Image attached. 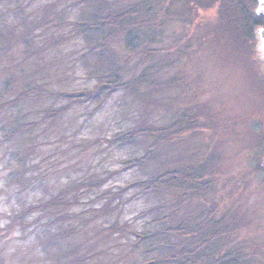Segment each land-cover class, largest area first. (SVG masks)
I'll list each match as a JSON object with an SVG mask.
<instances>
[{"label":"rangeland","instance_id":"374dc122","mask_svg":"<svg viewBox=\"0 0 264 264\" xmlns=\"http://www.w3.org/2000/svg\"><path fill=\"white\" fill-rule=\"evenodd\" d=\"M193 1L0 0V264H145L186 214L264 264V82L232 10Z\"/></svg>","mask_w":264,"mask_h":264},{"label":"trees","instance_id":"16d2710c","mask_svg":"<svg viewBox=\"0 0 264 264\" xmlns=\"http://www.w3.org/2000/svg\"><path fill=\"white\" fill-rule=\"evenodd\" d=\"M90 4V2H89ZM118 10V9H116ZM130 10V9H128ZM117 17L122 16V15H125V10L123 9L122 12H119L118 11H115L113 12ZM132 13H135V12H132ZM110 15V14H109ZM223 16V14H222ZM228 20H226L227 22L230 21L231 19V15L227 18ZM226 28V31L227 33H231L232 31L235 32L234 28L231 26V25H228L225 27ZM243 28V34L245 33V30H246V27L245 26H242ZM106 29V28H104ZM101 34H102V37L105 38V39H108L109 37L113 36L112 34L114 33H109L108 30H103V29H99ZM105 31V33H104ZM112 31V30H111ZM104 39V40H105ZM118 82H119V79H118ZM172 124H176L175 122H173ZM150 157V155H149ZM148 157V159H149ZM148 159H144L143 157V160H141L140 162L142 163L143 161L145 162V160H148ZM207 164V162H206ZM205 166V165H203ZM164 167V166H162ZM165 169V168H164ZM163 174V173H162ZM162 174H158V175H153L152 177L149 178V182L143 187L144 190L147 192V191H150V189H154V188H157V190H159L161 193L163 194H168V192H170L172 189L175 188V186H177L178 184L175 183L173 185V181H171V178L173 177V175L169 172H166L164 174V176H162ZM171 174V175H170ZM155 176V177H154ZM162 176V177H161ZM155 181V183H154ZM185 188V185L181 184L179 185V188L180 190H182L181 188ZM184 189V190H185ZM179 192V191H178ZM185 193V191H183ZM182 192V193H183ZM181 192L180 193H176L177 195L175 196V198H178L181 196L182 194ZM156 210V209H153V211ZM169 214H171L169 212ZM192 214L190 215H184L182 216V218L179 219V222L176 223V230H163L164 227L163 224H168V223H171L175 218L172 219V217H169L168 215L166 216H159L157 217V220H155L156 222H159L160 223V227L161 229L160 230H152V231H149V232H145L142 234V240L141 242L142 243H148V244H145V246H147V248H145V252L149 253V252H156V253H160L163 251L165 253H167L169 251V249H172L169 247V242H168V239L170 238V235H172L174 237V244L177 246V251L175 252H171L170 256L169 257V254H166L165 255V258H160L158 259V257L156 258H150L145 264H157V263H160V264H164V263H167V264H175L176 262H178L177 264H184L185 262L182 261V259L184 258L185 259V256L187 258H190L192 260V264H239V262L234 258V255H232L230 252L228 251H231V249H228L227 248V243H224L222 237L217 241H211L209 243H205L203 242L202 245H200V242L201 241H205L204 240V234L201 233L200 231V225H195V220L196 219H190ZM167 217H169L168 220ZM180 217V216H179ZM160 218V219H158ZM175 221V220H174ZM192 226H194L192 228ZM216 225L214 224V222L212 221V228H215ZM213 233H208L206 235L207 239H209V236H213ZM227 233H230V230H228ZM228 235V234H226ZM203 236V237H202ZM221 236V235H220ZM153 243V244H152ZM155 243V247L153 250H150L152 248V245H154ZM148 246H150L148 248ZM170 246H174V245H170ZM221 249V251H225L224 254H222L221 252V256H218L217 253H218V250ZM143 253V254H146V253ZM237 259H239V256L236 257ZM174 262V263H172ZM133 264V263H131Z\"/></svg>","mask_w":264,"mask_h":264},{"label":"flooded vegetation","instance_id":"af4514ba","mask_svg":"<svg viewBox=\"0 0 264 264\" xmlns=\"http://www.w3.org/2000/svg\"><path fill=\"white\" fill-rule=\"evenodd\" d=\"M194 2V10L196 7L199 9L206 8L210 4L217 5L218 12L232 10L231 12L234 14L232 15V22L234 23L237 20L239 24L241 23V27H246L244 41L249 43L251 50L255 52L252 66L258 71L257 74L261 75V80L264 82V4L259 3V0H196ZM195 13L193 12L192 15ZM257 63L260 66L259 68L255 67ZM261 84L264 87V83ZM260 140H262L261 146L264 147V132L263 135L261 133Z\"/></svg>","mask_w":264,"mask_h":264},{"label":"snow or ice","instance_id":"6c2138e0","mask_svg":"<svg viewBox=\"0 0 264 264\" xmlns=\"http://www.w3.org/2000/svg\"><path fill=\"white\" fill-rule=\"evenodd\" d=\"M259 3L264 4V0H259Z\"/></svg>","mask_w":264,"mask_h":264},{"label":"water","instance_id":"95a60500","mask_svg":"<svg viewBox=\"0 0 264 264\" xmlns=\"http://www.w3.org/2000/svg\"><path fill=\"white\" fill-rule=\"evenodd\" d=\"M264 162V161H263Z\"/></svg>","mask_w":264,"mask_h":264}]
</instances>
